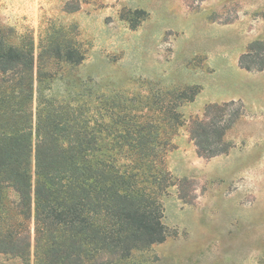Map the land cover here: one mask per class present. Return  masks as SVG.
<instances>
[{
    "label": "rangeland",
    "instance_id": "obj_1",
    "mask_svg": "<svg viewBox=\"0 0 264 264\" xmlns=\"http://www.w3.org/2000/svg\"><path fill=\"white\" fill-rule=\"evenodd\" d=\"M0 33L10 46L33 43L34 76L49 39L83 54L76 65L44 59L52 95L74 106L195 93L177 108L163 160L173 180L161 199L167 237L112 264H264V69L239 63L254 42L264 62V0H0ZM232 101L243 114L225 134L228 152L199 156L190 123ZM14 200L8 190L9 215ZM0 264L32 260L0 254Z\"/></svg>",
    "mask_w": 264,
    "mask_h": 264
},
{
    "label": "trees",
    "instance_id": "obj_2",
    "mask_svg": "<svg viewBox=\"0 0 264 264\" xmlns=\"http://www.w3.org/2000/svg\"><path fill=\"white\" fill-rule=\"evenodd\" d=\"M57 42L41 48L34 76L33 43L10 46L0 33V254L32 264H112L167 237L161 199L173 180L163 160L181 126L177 108L195 93L68 104L52 95L44 59L76 65L84 56ZM261 46L250 45L242 68L264 69ZM242 108L210 105L190 123L199 156L228 152L224 137ZM8 190L12 215L5 212ZM29 221L32 232L24 230Z\"/></svg>",
    "mask_w": 264,
    "mask_h": 264
}]
</instances>
